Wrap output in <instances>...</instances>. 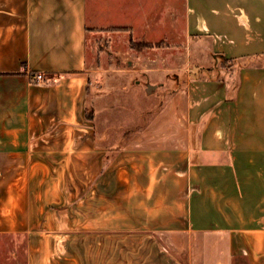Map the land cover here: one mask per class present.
Returning <instances> with one entry per match:
<instances>
[{
	"label": "crops",
	"instance_id": "crops-1",
	"mask_svg": "<svg viewBox=\"0 0 264 264\" xmlns=\"http://www.w3.org/2000/svg\"><path fill=\"white\" fill-rule=\"evenodd\" d=\"M111 28L211 54L123 144L87 105ZM0 235L25 264H264V0H0Z\"/></svg>",
	"mask_w": 264,
	"mask_h": 264
},
{
	"label": "rangeland",
	"instance_id": "rangeland-1",
	"mask_svg": "<svg viewBox=\"0 0 264 264\" xmlns=\"http://www.w3.org/2000/svg\"><path fill=\"white\" fill-rule=\"evenodd\" d=\"M179 26L182 30L181 21ZM125 30L127 28L101 30L95 38L96 44L93 47L92 34H88L89 67L98 71L94 76L91 75L87 100L88 113L91 114L96 107L97 133L100 136L108 133L116 139V144H123L120 138H125L142 127L152 115L159 117L163 114L171 91L179 83L182 85L185 82L186 74L192 67L211 64V54L203 40H187L180 35L177 43L173 45H170L169 40L163 39L154 44L134 42L138 46L137 49H133L132 41L127 43L128 36ZM134 56L144 58L150 68L160 69L166 73L150 78L144 73H130V70L134 68L139 70L142 67L141 59H135ZM135 82L141 87L136 88ZM145 84L157 87L147 94L143 87ZM168 127L170 125L164 122L158 131ZM25 249V236L0 235V264H25Z\"/></svg>",
	"mask_w": 264,
	"mask_h": 264
},
{
	"label": "built area",
	"instance_id": "built-area-1",
	"mask_svg": "<svg viewBox=\"0 0 264 264\" xmlns=\"http://www.w3.org/2000/svg\"><path fill=\"white\" fill-rule=\"evenodd\" d=\"M33 78H34V81L35 82H38V83L44 81V78H43V75L42 74H36Z\"/></svg>",
	"mask_w": 264,
	"mask_h": 264
},
{
	"label": "trees",
	"instance_id": "trees-1",
	"mask_svg": "<svg viewBox=\"0 0 264 264\" xmlns=\"http://www.w3.org/2000/svg\"><path fill=\"white\" fill-rule=\"evenodd\" d=\"M137 46H138V45H136L134 42H131V48H133V49H137Z\"/></svg>",
	"mask_w": 264,
	"mask_h": 264
},
{
	"label": "water",
	"instance_id": "water-1",
	"mask_svg": "<svg viewBox=\"0 0 264 264\" xmlns=\"http://www.w3.org/2000/svg\"><path fill=\"white\" fill-rule=\"evenodd\" d=\"M149 89H150V90H153L154 87L150 86ZM150 90H147V93H150Z\"/></svg>",
	"mask_w": 264,
	"mask_h": 264
}]
</instances>
